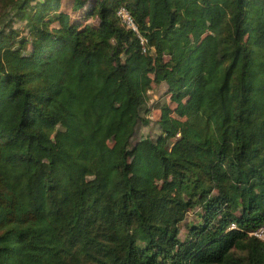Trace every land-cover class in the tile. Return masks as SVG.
<instances>
[{
  "label": "trees",
  "instance_id": "1",
  "mask_svg": "<svg viewBox=\"0 0 264 264\" xmlns=\"http://www.w3.org/2000/svg\"><path fill=\"white\" fill-rule=\"evenodd\" d=\"M263 225L264 0H0V264H264Z\"/></svg>",
  "mask_w": 264,
  "mask_h": 264
},
{
  "label": "built area",
  "instance_id": "2",
  "mask_svg": "<svg viewBox=\"0 0 264 264\" xmlns=\"http://www.w3.org/2000/svg\"><path fill=\"white\" fill-rule=\"evenodd\" d=\"M117 16L119 17V19L121 20V22L126 26V28L130 29L131 31H133L134 33H136L138 35V31L135 27V25L133 24L129 13L124 9V8H120L117 12ZM140 43L142 46L145 45V40L143 38H139ZM144 51H146V49H143ZM234 226H231V229H233ZM251 235L253 237H256L257 239L261 240L264 242V225L257 229L255 232L251 233Z\"/></svg>",
  "mask_w": 264,
  "mask_h": 264
},
{
  "label": "rangeland",
  "instance_id": "3",
  "mask_svg": "<svg viewBox=\"0 0 264 264\" xmlns=\"http://www.w3.org/2000/svg\"><path fill=\"white\" fill-rule=\"evenodd\" d=\"M163 90L161 89H154L152 92H149V96L151 98V103L153 104L154 102H157L160 96L162 95ZM159 112L155 111L151 115L150 120H154L156 116H158Z\"/></svg>",
  "mask_w": 264,
  "mask_h": 264
}]
</instances>
